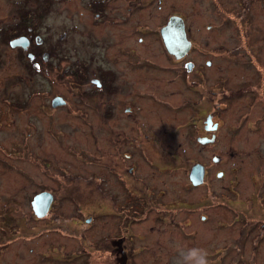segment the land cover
<instances>
[{"label":"rangeland","instance_id":"374dc122","mask_svg":"<svg viewBox=\"0 0 264 264\" xmlns=\"http://www.w3.org/2000/svg\"><path fill=\"white\" fill-rule=\"evenodd\" d=\"M169 3L171 13L185 20L194 43L190 57L200 69L187 75L190 80L197 78L200 85L194 91L178 80L166 83L170 94L165 99H170V105H188L156 119L155 130L144 145L148 153L138 151L142 161L137 160L136 175L146 181L149 190L144 191L146 186L139 180L137 191L129 189L126 204L107 171L86 163L85 149L93 158L97 154L88 143L81 117L65 114V109L51 116L28 109L16 116L17 123L29 118L38 136L36 130L31 133L32 127L24 128L21 138L32 134L28 160L16 159L11 150V169L0 177V239L16 240L3 252L0 264H179L180 252L190 248L206 249L210 264H264V239L260 238L264 225V101L250 96L252 87L244 90L248 84L260 83L255 65L264 67V0ZM243 7L247 8L244 30L251 35L242 40L236 36L239 29L223 13H238ZM57 22L66 26L68 19L61 16ZM83 38L75 35L73 55L60 52L63 61L58 81L63 84L43 83L45 91H57L75 107L80 104H76V90L66 85L67 68L81 65L78 71L87 63ZM67 39L60 41L63 49L70 48ZM91 52V65L96 68L101 58L96 48ZM155 60H161L160 55ZM210 91L219 93L216 119L220 128L213 144L200 147L196 137L201 134L194 129L197 120L203 124L205 115L199 119V112L189 104H195L203 93L198 110L209 111L215 101ZM157 110L152 107L151 112ZM14 130H19L18 125L10 128L11 147L20 137ZM213 157L218 161L213 162ZM194 163L207 170L205 184L197 188L189 185L187 176ZM218 172L222 177H217ZM99 177L106 179L108 188L98 189ZM88 178H95V184H87ZM42 190L49 191L54 202L51 212L39 220L30 201Z\"/></svg>","mask_w":264,"mask_h":264},{"label":"flooded vegetation","instance_id":"af4514ba","mask_svg":"<svg viewBox=\"0 0 264 264\" xmlns=\"http://www.w3.org/2000/svg\"><path fill=\"white\" fill-rule=\"evenodd\" d=\"M61 16L68 19L66 26L60 27L57 22ZM172 16L183 20L186 37L191 43L190 50L181 58L168 52L162 36V29ZM76 34L84 36L81 44L88 55L87 63L82 64V71H75L81 65L67 68L70 72L67 71L66 85L76 90V104H80L77 105L80 108L78 110V107L71 105L68 98L57 91L43 89L44 82L63 84L58 81L63 61L60 52L74 54ZM240 35L242 33L237 31L236 36ZM250 35L247 34L248 37ZM64 38H68L70 48L60 47V41ZM92 47L97 49L101 58L96 68L91 65V58L94 57ZM193 47L185 20L179 14L171 13L169 0H0V177L7 175L11 169V150L16 152L13 157L27 161L31 150L28 137L35 130L34 134L38 136L32 120L24 117L23 122L21 120L18 124L16 116L25 114L28 109L45 116L65 109V114L83 119L86 134L89 135L88 143L96 150L97 155L93 158L91 152L85 149L88 156L86 163L96 164L107 171L118 184L120 199H123L124 194L127 204L131 195L129 189L137 191L139 180L146 186L144 191L149 190L150 186L146 181L136 175L137 160L142 161L138 151H147L144 145L155 130L156 119L180 111L188 105L185 102L181 106L170 105V99H165L170 94V85L166 83L178 80L184 88L192 90L200 85L197 78L190 80L187 75L191 71V75H194L200 69L196 60L190 57ZM156 54L160 55L161 60H155ZM162 57L173 62L175 67L163 62ZM187 64H192V67L188 69ZM206 65L209 66L210 63L206 62ZM255 69L260 83L258 86L253 84L254 87L248 84L244 90L252 87L250 96H258L264 101V67L256 64ZM209 93L215 99L214 103H210L209 111L198 110L204 101L203 93H196L199 100L195 104H189L199 112V119H202V114L205 115L203 124L202 120H195V133L201 134L196 137L200 147H207L215 140L202 145L197 141L198 138H216V132L220 128L216 119L219 93ZM55 98H61L64 103L54 106ZM152 107L158 110L151 112ZM208 116L212 125H217L214 131L206 129ZM12 124L18 125L19 130L14 132H19L20 137L11 147ZM26 126L32 127V131L23 139L21 134H24ZM46 132L50 137H55L48 132V127ZM204 170L203 183L193 186L189 182L192 188L205 184V167ZM124 175L127 177L126 181H123ZM70 176L73 177L71 174ZM85 181L87 184H95L96 179L88 178ZM97 181L99 190L103 185L107 187L105 178ZM95 188L97 189V185ZM42 192L49 191L42 190L34 196ZM49 211L47 215L51 212ZM90 221L91 218L86 219V225ZM134 223L138 222H132ZM261 227L260 238L264 239V225ZM15 242L16 240L0 239V263L4 257L3 252Z\"/></svg>","mask_w":264,"mask_h":264},{"label":"water","instance_id":"95a60500","mask_svg":"<svg viewBox=\"0 0 264 264\" xmlns=\"http://www.w3.org/2000/svg\"><path fill=\"white\" fill-rule=\"evenodd\" d=\"M162 36L168 52L176 58L183 57L190 50L191 43L186 37L184 23L180 17L172 16L170 18L167 25L162 29ZM186 67L190 69L192 67V64H187ZM62 103H64V101L61 98H55L53 101L54 106L60 105ZM216 128L217 125H212L211 118L210 116H208L206 118V129L214 131L216 130ZM214 140V136H212L211 138L202 137L197 139V141L202 145L213 143ZM212 161L217 162L218 158L213 157ZM204 173L205 170L202 164H193L188 173L189 182L193 186L201 185L204 181ZM221 176L222 173L217 174V177ZM52 202L53 196L49 192H42L34 196L31 201V208L34 215L37 218L45 217Z\"/></svg>","mask_w":264,"mask_h":264},{"label":"clouds","instance_id":"9594fccd","mask_svg":"<svg viewBox=\"0 0 264 264\" xmlns=\"http://www.w3.org/2000/svg\"><path fill=\"white\" fill-rule=\"evenodd\" d=\"M209 253L203 248H190L180 252L179 264H210Z\"/></svg>","mask_w":264,"mask_h":264},{"label":"trees","instance_id":"16d2710c","mask_svg":"<svg viewBox=\"0 0 264 264\" xmlns=\"http://www.w3.org/2000/svg\"><path fill=\"white\" fill-rule=\"evenodd\" d=\"M239 12L240 14H238ZM239 12L234 13L233 11H228L224 12L223 14L230 22H232L239 29V32L242 33V35H240V38L243 40V38L248 37L247 32L244 30L245 25L243 22L247 18V8L243 7V9ZM250 50L252 51L253 48H251Z\"/></svg>","mask_w":264,"mask_h":264}]
</instances>
